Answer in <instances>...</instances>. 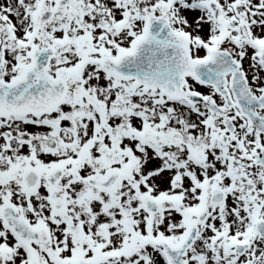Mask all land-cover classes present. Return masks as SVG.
Segmentation results:
<instances>
[{
    "label": "snow or ice",
    "instance_id": "snow-or-ice-1",
    "mask_svg": "<svg viewBox=\"0 0 264 264\" xmlns=\"http://www.w3.org/2000/svg\"><path fill=\"white\" fill-rule=\"evenodd\" d=\"M0 264H264V0H0Z\"/></svg>",
    "mask_w": 264,
    "mask_h": 264
}]
</instances>
